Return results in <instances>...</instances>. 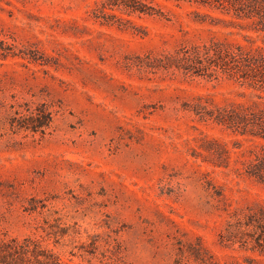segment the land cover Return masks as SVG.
I'll return each mask as SVG.
<instances>
[{
	"label": "rangeland",
	"instance_id": "obj_1",
	"mask_svg": "<svg viewBox=\"0 0 264 264\" xmlns=\"http://www.w3.org/2000/svg\"><path fill=\"white\" fill-rule=\"evenodd\" d=\"M143 1L156 14L0 0V243L36 242L61 264H264L238 242L264 211V186L245 175L262 141L207 116L264 110V94L183 69L217 48H264V32ZM39 110L47 128L17 126Z\"/></svg>",
	"mask_w": 264,
	"mask_h": 264
},
{
	"label": "trees",
	"instance_id": "obj_2",
	"mask_svg": "<svg viewBox=\"0 0 264 264\" xmlns=\"http://www.w3.org/2000/svg\"><path fill=\"white\" fill-rule=\"evenodd\" d=\"M209 7L231 15L235 19L250 20L254 30L264 32V0H178ZM107 6L129 16H150L156 14L155 8L143 0H109ZM105 8V7H104ZM103 8V9H104ZM112 17V15H109ZM104 11L96 18L105 23L109 20ZM130 19L116 17L118 26L130 25ZM208 57L206 65L201 60L196 65H185L187 73L197 76L217 78V73L224 75L241 86L251 88L264 94V48L243 51L217 48ZM259 96V94H258ZM260 98V96H259ZM216 125L222 126L233 133L262 141L259 150L252 153V159L245 167V175L264 186V110L247 108L242 111H220L207 114ZM50 123V116L44 110H39L35 119H23L17 126L32 132L42 131ZM243 226L251 227L254 236L241 238L240 246L264 255V211L258 216H247ZM0 264H61L52 253L42 250L33 241H9L0 243Z\"/></svg>",
	"mask_w": 264,
	"mask_h": 264
}]
</instances>
